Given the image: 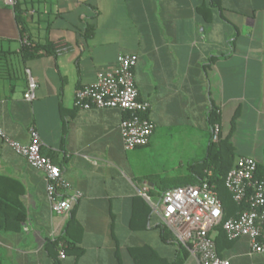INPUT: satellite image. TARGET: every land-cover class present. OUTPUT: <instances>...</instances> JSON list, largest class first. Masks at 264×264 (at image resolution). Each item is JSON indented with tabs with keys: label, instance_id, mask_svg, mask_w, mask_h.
I'll return each instance as SVG.
<instances>
[{
	"label": "crops",
	"instance_id": "crops-1",
	"mask_svg": "<svg viewBox=\"0 0 264 264\" xmlns=\"http://www.w3.org/2000/svg\"><path fill=\"white\" fill-rule=\"evenodd\" d=\"M16 6L0 0V129L29 143L34 128L41 153L81 197L67 217L54 214L43 173L0 139V178L10 198L21 190L26 212L19 232H0L1 264H51L47 240L61 234L82 251L61 259L58 250L60 264H135L131 250L141 247L172 262L176 244L161 238L162 220L139 189L147 185L156 201L151 195L163 188L199 183L196 173L171 174L187 161L168 165L164 139H187L189 132L205 138L193 163L203 161L214 141L213 114L214 142L230 144L233 165L238 157L263 162L264 0H19ZM27 46L37 49L23 59ZM120 53L138 57L134 81L154 125L148 143L130 150L121 143L124 112L74 103L75 89L94 82ZM29 77L36 88L27 101ZM139 198L149 207L145 224L143 215L133 216ZM228 240L215 246L230 264H264V252L251 253L247 238ZM182 264L198 261L188 253Z\"/></svg>",
	"mask_w": 264,
	"mask_h": 264
},
{
	"label": "built area",
	"instance_id": "built-area-1",
	"mask_svg": "<svg viewBox=\"0 0 264 264\" xmlns=\"http://www.w3.org/2000/svg\"><path fill=\"white\" fill-rule=\"evenodd\" d=\"M13 7L17 0H3ZM137 55L120 53L113 66L99 70L94 82L79 86L74 91V103L81 109L115 108L125 113L119 129L122 147L130 150L146 145L154 125L148 113L150 104L139 97L134 81L133 69ZM36 82L27 80L23 98H34ZM218 126L213 127L212 139H218ZM29 143H21L6 135L0 129V139L26 163L43 173L45 188L51 210L61 218L67 217L81 192L73 189L63 178L60 167L41 153V142L34 128L29 130ZM257 161L251 157H238L224 177V186L232 200L247 207L236 216L222 222V229L230 240L245 237L251 253L264 252V178H257ZM211 171L206 170L204 178L197 184L175 186L165 190L158 201L150 200L148 186L142 185L139 194L149 203L177 242L196 258L198 264H230L226 257L219 256L213 237V229L221 222L222 204L214 185L210 183ZM59 258H64L62 248Z\"/></svg>",
	"mask_w": 264,
	"mask_h": 264
},
{
	"label": "trees",
	"instance_id": "trees-1",
	"mask_svg": "<svg viewBox=\"0 0 264 264\" xmlns=\"http://www.w3.org/2000/svg\"><path fill=\"white\" fill-rule=\"evenodd\" d=\"M18 1L19 0H17L16 4L14 5L15 9L17 8L16 5ZM17 19H19L18 15ZM87 31L88 33L91 31L90 27ZM36 49L37 47L35 46L24 47L22 50L23 59L32 57ZM217 120L218 118L216 115L213 114L210 116L209 124L212 128L214 126V123L217 122ZM230 149L231 146L226 140L221 141L219 144H216L214 141L211 140L205 159H203V161L201 162L190 164V171L191 173H196L198 175L199 182L204 178L206 170L211 171V177L209 181L214 185V190L222 204L223 216L221 222L216 225L213 229L215 231L216 244L220 243V241L222 242L228 240L226 238L224 230L222 229V222L227 218L236 216L238 212L247 207L246 201L242 202L241 204L235 203L232 200L230 193L224 186V177L227 171L233 166L232 154L230 153ZM255 176L257 178H264V160L260 163L257 162ZM165 190L167 189L163 188L162 193ZM20 194L21 190H18L16 196L10 198L9 195L5 192V187L2 183V178H0V232H19L21 230L22 224L26 217V212L22 202L20 201ZM137 214L144 216L143 223L145 224L147 215L149 214V207L141 198L135 200L133 213V216L135 215V219ZM68 223L69 225L70 223H72L71 217ZM142 226L144 225L142 224ZM157 227L160 229L161 238L164 241H171L176 244V253L174 260L168 263L164 259L160 258L148 247H141L131 250L134 263L182 264L183 260L188 255V251L186 250V248L175 240L170 230L166 227L163 222L158 224ZM63 239L64 235L61 234L53 240H47L46 246L47 248H49V251L51 252V256L53 258L51 264H60L59 260L55 256L56 252L60 248H62L64 252H71L76 255L80 254L82 251L81 247L73 245L70 242L63 241ZM61 241H63L62 244H60Z\"/></svg>",
	"mask_w": 264,
	"mask_h": 264
},
{
	"label": "rangeland",
	"instance_id": "rangeland-1",
	"mask_svg": "<svg viewBox=\"0 0 264 264\" xmlns=\"http://www.w3.org/2000/svg\"><path fill=\"white\" fill-rule=\"evenodd\" d=\"M166 142L169 143V146H167L166 149H163V156L168 157V165L173 166L176 164L177 160L182 158L183 160L187 161L184 164V167L182 168H177V170L171 171V174H189L190 171V164L196 160V158L201 157V144L203 141H205V138H195L193 137L190 132H189V137L187 139L182 138V137H173V138H165L164 139ZM170 143H175L173 146H171ZM165 151L170 152V155L166 153ZM168 155V156H167ZM184 161V162H185ZM189 165V169L187 166ZM163 178H167L168 175H162ZM170 177V176H169ZM152 199L158 200V197L160 194L156 195H151Z\"/></svg>",
	"mask_w": 264,
	"mask_h": 264
}]
</instances>
